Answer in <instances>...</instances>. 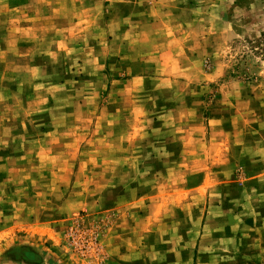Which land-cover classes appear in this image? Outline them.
<instances>
[{"label":"clouds","instance_id":"9594fccd","mask_svg":"<svg viewBox=\"0 0 264 264\" xmlns=\"http://www.w3.org/2000/svg\"><path fill=\"white\" fill-rule=\"evenodd\" d=\"M264 264V0H0V264Z\"/></svg>","mask_w":264,"mask_h":264},{"label":"rangeland","instance_id":"374dc122","mask_svg":"<svg viewBox=\"0 0 264 264\" xmlns=\"http://www.w3.org/2000/svg\"><path fill=\"white\" fill-rule=\"evenodd\" d=\"M8 254H9V252L7 250H5L4 255L7 257V259H9V260H11L13 262L19 261V260L22 261L24 259L23 255L20 254V253H16V254H13V255H8Z\"/></svg>","mask_w":264,"mask_h":264},{"label":"crops","instance_id":"0c3cea01","mask_svg":"<svg viewBox=\"0 0 264 264\" xmlns=\"http://www.w3.org/2000/svg\"><path fill=\"white\" fill-rule=\"evenodd\" d=\"M20 261H21V260H19V261H15L14 264H20Z\"/></svg>","mask_w":264,"mask_h":264}]
</instances>
